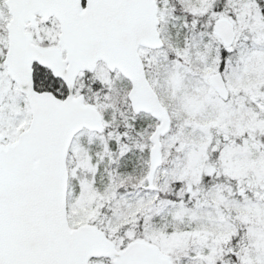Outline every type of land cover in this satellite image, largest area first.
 I'll use <instances>...</instances> for the list:
<instances>
[{
    "label": "snow or ice",
    "instance_id": "1",
    "mask_svg": "<svg viewBox=\"0 0 264 264\" xmlns=\"http://www.w3.org/2000/svg\"><path fill=\"white\" fill-rule=\"evenodd\" d=\"M0 264H264V0H0Z\"/></svg>",
    "mask_w": 264,
    "mask_h": 264
}]
</instances>
